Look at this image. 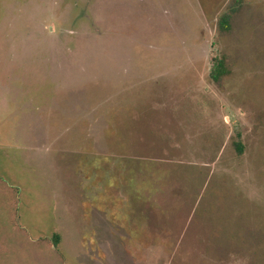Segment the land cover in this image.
<instances>
[{
    "label": "rangeland",
    "instance_id": "obj_1",
    "mask_svg": "<svg viewBox=\"0 0 264 264\" xmlns=\"http://www.w3.org/2000/svg\"><path fill=\"white\" fill-rule=\"evenodd\" d=\"M0 264H264V0H0Z\"/></svg>",
    "mask_w": 264,
    "mask_h": 264
},
{
    "label": "trees",
    "instance_id": "obj_2",
    "mask_svg": "<svg viewBox=\"0 0 264 264\" xmlns=\"http://www.w3.org/2000/svg\"><path fill=\"white\" fill-rule=\"evenodd\" d=\"M240 1L236 2V4H239ZM237 12L236 9H233L230 13H226L222 15L219 22V29L224 33H229L232 30V20ZM229 63L227 60L226 55L222 56V58L216 59L212 72H211V78L215 83H220L221 80L225 79L231 74ZM237 149L240 154L244 153V146L241 143L237 144ZM54 244L58 247L60 243V236L56 235L53 239Z\"/></svg>",
    "mask_w": 264,
    "mask_h": 264
}]
</instances>
